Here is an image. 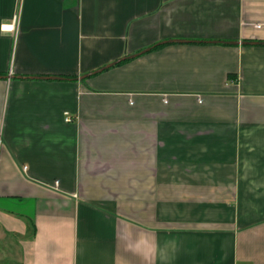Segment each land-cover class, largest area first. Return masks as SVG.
<instances>
[{"label": "crops", "instance_id": "0c3cea01", "mask_svg": "<svg viewBox=\"0 0 264 264\" xmlns=\"http://www.w3.org/2000/svg\"><path fill=\"white\" fill-rule=\"evenodd\" d=\"M0 264H264V0H0Z\"/></svg>", "mask_w": 264, "mask_h": 264}, {"label": "water", "instance_id": "95a60500", "mask_svg": "<svg viewBox=\"0 0 264 264\" xmlns=\"http://www.w3.org/2000/svg\"><path fill=\"white\" fill-rule=\"evenodd\" d=\"M241 44L257 45V44H261V43H259V42H243V43H241ZM134 57H135V56L126 57V58H124V59H122V60H119L118 62H116V63H114V64L108 66L107 68L112 67V66L116 65L117 63H119V62H121V61H124V60H126V59H131V58H134ZM100 71H102V70H100ZM100 71H99V72H100ZM85 77H86V76H85ZM51 79H58V78H51Z\"/></svg>", "mask_w": 264, "mask_h": 264}, {"label": "built area", "instance_id": "2783aa9c", "mask_svg": "<svg viewBox=\"0 0 264 264\" xmlns=\"http://www.w3.org/2000/svg\"><path fill=\"white\" fill-rule=\"evenodd\" d=\"M66 115H68V114H66ZM66 121H68V122H71L72 121L71 118H70V116H67Z\"/></svg>", "mask_w": 264, "mask_h": 264}]
</instances>
